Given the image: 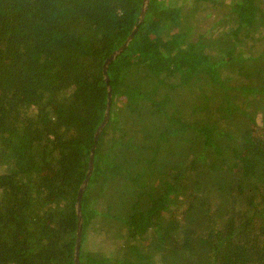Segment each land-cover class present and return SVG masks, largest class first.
Masks as SVG:
<instances>
[{"label":"trees","instance_id":"16d2710c","mask_svg":"<svg viewBox=\"0 0 264 264\" xmlns=\"http://www.w3.org/2000/svg\"><path fill=\"white\" fill-rule=\"evenodd\" d=\"M177 1L0 0V264H76L108 84L80 264H264V0Z\"/></svg>","mask_w":264,"mask_h":264},{"label":"rangeland","instance_id":"374dc122","mask_svg":"<svg viewBox=\"0 0 264 264\" xmlns=\"http://www.w3.org/2000/svg\"><path fill=\"white\" fill-rule=\"evenodd\" d=\"M174 1H177V0H174ZM177 2H179V0ZM180 3H181V0H180ZM206 13H207L206 9L204 8L198 11V15H199L198 19L200 18V20L202 21L201 29L202 28L206 29L207 23H206V19H204L206 18L205 17ZM219 34L221 33H218L217 35ZM200 77L201 76L194 77L188 86L176 87V88L164 86L163 89L160 91L162 92V94L167 93L171 97L172 102H175L178 105L179 115L183 117L182 119L185 122H193V121L200 120V119H208L213 116V111L204 110L202 108H205L206 104H209V105L212 104L211 99L216 100L217 95L213 94V92L211 93L210 88H212V86L209 85V83H206V80L204 78L201 79ZM230 83L235 84L234 77H230ZM211 106L213 107L214 105H211ZM173 107L171 108V110L175 111ZM215 113L217 114V110H215ZM202 116H205V117H202ZM162 130L168 132V130H172V129L167 128V127H162ZM183 135L184 134L181 133L176 139L180 140ZM162 152H165V151L163 150ZM169 153H171L170 150H169Z\"/></svg>","mask_w":264,"mask_h":264},{"label":"water","instance_id":"95a60500","mask_svg":"<svg viewBox=\"0 0 264 264\" xmlns=\"http://www.w3.org/2000/svg\"><path fill=\"white\" fill-rule=\"evenodd\" d=\"M149 3H150V0H145L143 10H142L141 16H140V18H141L140 22H142L146 16V12H147ZM137 29H138V27H136L133 30V32L130 34V36L124 42V44L106 60V62L104 64V74L106 76L107 81H109V77H108L109 65L117 58V56L120 53H122L129 46L130 42L132 41V39L134 38V36L136 34ZM111 105H112V88L108 84V105H107L105 118L96 131L95 139H94L95 143H94L93 148L91 150L89 170H88L87 176H86V178H85V180H84V182L80 188V191L78 194V199H77V206H78V212H79L80 220H79L78 236H77L76 251H75V262H76V264H80V248H81L82 231H83V220H82V213H81L82 200H83L84 192H85V190H86V188L90 182V179H91V176H92V173L94 170V156H95V150L97 147L98 140L100 138L102 130L104 129V127L106 126V124L108 123L109 118H110Z\"/></svg>","mask_w":264,"mask_h":264}]
</instances>
